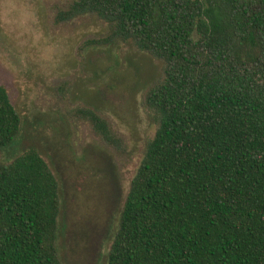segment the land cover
I'll list each match as a JSON object with an SVG mask.
<instances>
[{
	"label": "trees",
	"instance_id": "obj_1",
	"mask_svg": "<svg viewBox=\"0 0 264 264\" xmlns=\"http://www.w3.org/2000/svg\"><path fill=\"white\" fill-rule=\"evenodd\" d=\"M86 15L108 25L105 45L163 64L108 264H264V0H70L55 23ZM76 114L121 148L98 110ZM20 129L0 85V264H61L51 169L34 149L1 160Z\"/></svg>",
	"mask_w": 264,
	"mask_h": 264
},
{
	"label": "rangeland",
	"instance_id": "obj_2",
	"mask_svg": "<svg viewBox=\"0 0 264 264\" xmlns=\"http://www.w3.org/2000/svg\"><path fill=\"white\" fill-rule=\"evenodd\" d=\"M70 0H0V85L21 118L1 156L36 150L55 176L61 264H108L130 182L154 137L144 104L163 64L131 42L105 45L108 25L94 15L55 23ZM94 108L121 139L105 145L76 112Z\"/></svg>",
	"mask_w": 264,
	"mask_h": 264
}]
</instances>
